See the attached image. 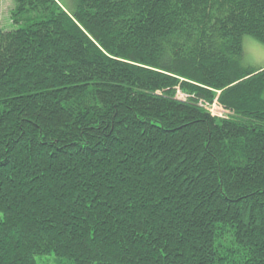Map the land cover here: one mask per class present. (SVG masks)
<instances>
[{
	"label": "trees",
	"instance_id": "obj_1",
	"mask_svg": "<svg viewBox=\"0 0 264 264\" xmlns=\"http://www.w3.org/2000/svg\"><path fill=\"white\" fill-rule=\"evenodd\" d=\"M71 1L0 28V264H264V0Z\"/></svg>",
	"mask_w": 264,
	"mask_h": 264
},
{
	"label": "rangeland",
	"instance_id": "obj_2",
	"mask_svg": "<svg viewBox=\"0 0 264 264\" xmlns=\"http://www.w3.org/2000/svg\"><path fill=\"white\" fill-rule=\"evenodd\" d=\"M67 10L73 8L71 0H58ZM14 8L13 0H0V28L3 30H12L17 24L13 23L10 17L11 10ZM243 59L247 65L258 67L264 65V44L255 41L251 37L243 38ZM180 98H184L179 94ZM213 115L224 116L226 111L220 105L213 103L209 106Z\"/></svg>",
	"mask_w": 264,
	"mask_h": 264
}]
</instances>
